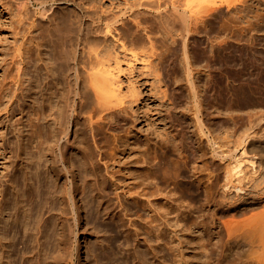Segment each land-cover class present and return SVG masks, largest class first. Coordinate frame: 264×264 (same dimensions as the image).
Listing matches in <instances>:
<instances>
[{
    "label": "rangeland",
    "instance_id": "obj_1",
    "mask_svg": "<svg viewBox=\"0 0 264 264\" xmlns=\"http://www.w3.org/2000/svg\"><path fill=\"white\" fill-rule=\"evenodd\" d=\"M228 1L238 3L236 5L238 11H235L237 10L235 6L233 7L234 10L232 14L224 12V17L222 14L219 15L220 18L218 17L214 19V22L210 23V25L214 24L213 26H215V30L219 26V24L221 25L225 22L228 26L237 25L240 27H247V25L254 24L253 26L264 27V0ZM240 1H243L244 3H241ZM142 2L143 0H49L48 2H46L47 4H44L40 0H0V160H2L0 161V165L4 162V164L0 166V171L5 170V168L3 169L2 166L5 167V164L9 163V160L6 162L5 160H7V156L9 157L11 155L13 160L12 164L15 163L16 167H18L17 171L14 167H12L14 170L12 168L10 170L16 172L18 178L22 180V183L23 179L25 178L24 176L30 178L31 186H29V188L31 187L30 189L33 190L32 192H34V194L38 198L37 200L35 198V201H33V203L27 201V199L22 196V190L18 191L19 193L17 197H15L16 195H14L13 193V188H11L13 187L11 186V181H7L6 189L10 194L6 196L7 198L4 199L3 204L5 203L4 206L6 205V211L8 210L7 213L11 211L12 212L8 213L7 215L6 212L4 213V215H6L9 219L6 218V216L2 215L5 218V221L4 218H1L0 216V221L2 222V224L6 223L7 221V224L5 225H2L0 222V232L2 231L1 233L3 234L1 235L0 233V235L2 236L1 238H3V236H6V234L8 233L6 237L9 236V239L3 240V242H9L10 239L15 237V240L20 243L18 244V247H20L21 250H26V253L28 252V250H30L31 252L29 251L28 255L25 252L22 253H25L27 255L25 256V258H31L30 260H36L37 258L38 261L40 260V258H43V260L41 259L42 263L41 261L38 262L37 260L36 263L33 260V262L36 264H43L44 260L46 261V264H140L139 258L142 252H140L141 250L139 249L142 248V246L138 248L137 245H135L137 242H134L135 235L131 231H134V228L129 231L126 227L128 225H126L125 228L121 224V218L123 217L120 215L119 217L116 216L117 214L114 208V203L116 201L115 195H117V192H120V196H122V198L124 199V205H127L128 201L124 198L126 192L123 190H130L131 192H135V190H137L139 186H141L139 188L144 187L140 185V180L143 179V177H146L147 173L148 175H152L151 173L153 169L151 168L155 163L153 161H155V159L157 160L158 157V159L161 160L162 164V176L159 177V179L161 178L160 180L156 179V181H154L155 187L153 185L154 178H152V176V180L149 181L152 184L151 186H153L154 189H156V187L158 189L159 186L161 188L168 187V190H164L165 188H162L164 192L162 189L160 190L161 194L163 192L164 195H161L159 193V198L163 196L166 197L162 198L164 201L167 200V198H170V195L168 193H172V198L176 197V199H183L186 193H183V195H181L182 192L177 191V187L182 183L184 184V186H187L185 184L194 186V183H192L194 179L191 176L192 174L189 166L186 164H181V167L179 164L181 160L183 162L186 161L184 160L185 157H187L184 156L186 153H182L181 148L176 150L175 147V151L173 152L170 149L171 146L179 142L181 139L186 146H189L188 150H190V147L193 143L195 145L199 144L203 135L198 131V115H200L201 120L206 126L211 124V122L215 123L217 120L220 124L221 121L222 126L221 124L218 125V129L223 133L224 125L226 127L229 125L233 126L234 123H248L247 121H250L249 119L252 120L256 118L261 112L264 111V52L263 54L260 52V50H263L264 47L263 31H260L257 36L262 42L258 40L257 42H249L246 45L234 43L227 46L225 45V47H217L220 45L215 44V42L208 41L207 39L206 40L209 43H206V40H204L203 38L205 37L203 34H201L202 36L200 34H195L193 35L194 38L190 39H180L184 26L182 24L183 22L180 21V19L177 17L178 21H175V23L173 24V36L177 40L174 44L172 42L173 37L169 35L170 29L164 27L161 22H156V18L154 16L152 17L151 14H149L147 17H145V15L144 19L146 18V20L148 21L147 24L150 23L149 25H151L154 30V49L160 53L164 52V54L161 53L162 58L160 59L155 56H146L142 51V47L149 44L147 38H145L147 44L145 43L146 41L144 40V38H140V40L142 41L143 39L144 42H137L139 43L138 45L132 44V41H129L130 43L128 41H118V39L116 40V38H114L113 36L108 35L106 37L98 38L99 40L97 39L98 41H101L102 49L100 48L101 44L98 41H95L96 39L94 38V41L97 42V44H93L100 45L98 47L94 45L95 48H99L98 50H100L101 53L107 51L104 52L107 58H103V60L106 59L104 61H107V63H104L109 64V66L106 65V67L113 70V73L117 77L120 84L121 94L119 95V97H116L117 100H114L116 113L112 118L117 127L106 125L100 131L99 145L102 147V150L104 152L106 151L108 153V157L105 158V160L103 159L102 161H100L102 163L99 164L96 161L98 155L97 152H99V150L94 144L90 134L88 114L85 113V111H82L78 114V116L73 117L70 125V143L68 145L67 157L69 160V167L72 168L71 171L76 175V177L74 178L75 182L78 183L80 189L78 193L79 196L77 195V204H80L78 205V210H81L78 211V214L82 215H80L79 217L78 214H75L76 216L71 214V216L68 215L70 213L68 209L70 210V208L67 207L66 209L61 206L64 205V207H66L65 203L67 202V206L71 207V202L69 201V199H66V195H64V197L66 198L62 196L65 193V186L62 182L63 178L57 176V174H55L51 169L52 167H54V164L50 163V159L52 158L51 152L49 151L47 153V156H45L46 158L43 157L45 159V163H42L44 166L42 164L41 166H39V164H35L38 159L36 158L38 153L37 151H34L36 149L34 146L37 145V140L36 138L32 137V134L36 133L37 127L41 128L43 130V133H46V131L48 132L49 129L51 130L55 126H58L56 113L55 110H53L54 107H52L53 109L51 108V102L55 105V98H57V95H53V92L56 91V88L57 92H59V88H62L66 78V74L61 72L62 69H54V65L49 71L45 66V60H47V62H50L49 57L53 53V46L57 45L58 43L69 41L67 42V45L69 44L68 47H71L69 48V50L71 51L74 46L70 44V38L67 37L69 40L66 39L67 33L69 32V34L74 35L76 29L78 33V31L86 26V24L89 25V21H92V14L93 17L96 14L98 15V13L108 15V10H110L111 12L113 11V13L118 12L120 14L122 12L129 11L132 7L135 6H138V8H140L139 6H141L140 4ZM91 5L92 7H90ZM88 6L89 8L86 9V7ZM102 6L105 9H103ZM238 6L242 9L239 10L240 8ZM93 8L94 10L96 8L97 13L95 11L94 13L92 12ZM97 9H99L100 12H98ZM102 10L104 11V13ZM111 12L109 15H112ZM87 13L90 16H87ZM128 25H130V28L131 26H133L131 25V23H128L125 27L127 28ZM217 30L219 32L220 29L218 28ZM71 31L74 32L72 33ZM77 33H75V35ZM214 33V37L216 35L215 38L219 36L218 34H221ZM245 35L247 36L248 34ZM246 36L245 38L248 37ZM37 37L39 38V41L41 43L40 60L37 64L39 67V72L36 71L33 60L35 52L34 46L37 43ZM64 37L66 40L64 39ZM90 40H92V38ZM72 51H74V49H72ZM141 52H143V54ZM102 56L105 57L104 54ZM184 56H189L190 59L194 62V69L196 71L193 75L194 83L190 82L189 76L187 75L183 61V59H185ZM164 70L167 73L164 72ZM165 75L169 80V88L165 85L164 82ZM49 114H51V116H48ZM117 114L120 115V119L116 116ZM53 119H56V122ZM228 119L231 124L228 122ZM220 127L223 129H221ZM109 128H111V130H109ZM29 138L33 140L32 144L34 146H30L28 144ZM20 142L22 143L23 149L27 147L26 145H28L30 146V148L28 147L29 150L27 148L28 151H30L31 149L35 154L37 153L36 155H34L35 160H32L29 165H27L26 159H28V154H26L25 149L22 157H19L18 155V153L20 152ZM172 142H174V144H172ZM168 147L170 148L168 149ZM5 152L8 155H6ZM110 154L114 156L112 157ZM147 156H150L151 158H149L153 160L151 161L147 158ZM15 159H17L16 162ZM44 159L42 160L43 162ZM147 159L151 162L149 161V163H146L148 162ZM38 161L41 163L40 160ZM103 161L104 163L106 161L105 165ZM33 163L35 165H33ZM45 164H47L48 167ZM107 164V167L110 166L108 171H111L109 175H106L107 170L105 166ZM36 165L37 168L40 167L42 170L44 169L43 171L41 169H38L39 174L36 173ZM149 165L152 167L150 168ZM28 166L30 169L28 168ZM183 166L186 170L182 169ZM178 168L180 169L178 170ZM21 169L23 170L21 171ZM32 169L36 175L33 171L30 172V170ZM92 169L93 173L91 172ZM146 169L150 171H147ZM18 170H20V173L18 172ZM40 170L41 172H43L42 174ZM142 170L145 171L143 172ZM5 171L7 172V170ZM11 171V175L8 176L9 180H13L15 175V172L12 171L13 173H11ZM44 171L47 175L44 173ZM180 171L182 174H179ZM43 174L44 176L46 175V177H43ZM111 174H114L115 179L117 180L116 184L118 183V185L112 183V179L110 177ZM41 176L43 177V179ZM49 176H52L53 178H50ZM178 176L179 178L177 179ZM103 177H106V181H104L105 179ZM35 178H37L38 182ZM40 180L42 181L41 183H39ZM157 180L159 182H157ZM178 180L181 181H179V184ZM102 181L106 183V185L103 184ZM144 181L146 182L148 180ZM52 182L53 187H56L57 189L52 188ZM100 182L104 186L101 185ZM155 182H157V185L159 186H157ZM9 183L10 186H8ZM54 183L57 186H55ZM56 183H59L60 186ZM23 184L22 186H24ZM42 184L44 185V187H42L41 189L38 186H41ZM47 184L50 186L48 187ZM61 186L62 188L64 186V191ZM172 186L176 188V190L175 188L173 189L175 191H172L170 189V187L173 188ZM33 187L34 189H32ZM44 188H47V190H44ZM40 189L43 192L46 191L44 192V195H48L40 197L37 196V193H39ZM48 190H54V192L57 193L52 194L51 192L53 191L49 193ZM60 190L62 191V193L60 192ZM170 190L171 192H168ZM59 192L61 193V195ZM58 193L59 195H57ZM121 193H123V195ZM127 194L128 195L126 196H130V193ZM132 195L133 197H137V194ZM51 196H57L58 200L61 199L62 201L59 200V203L57 197L52 198ZM186 196L188 197H184V200L186 198L185 204L187 203V198H189L190 201L188 203H191L193 196H191L190 194H186ZM11 197L13 199H10ZM42 197H44L45 199H48L46 197L50 198L48 200H45ZM81 197L84 200H82ZM39 199L40 202H42L41 204L44 203L43 205L39 204ZM52 199L53 201L56 199V204L55 201H52ZM23 200L27 203L25 204ZM19 201H23L25 205L23 204V202ZM34 202L35 205L37 204V202L39 205L35 206ZM132 202L133 201H129V203H131L130 205L133 204L132 206H130L131 208H133L134 206V203ZM45 203L49 204V208L46 207ZM50 203H53L55 205H51ZM29 204H32V206ZM56 205L58 207H55ZM11 206L16 207L13 210ZM17 206L20 208H18ZM25 206L27 208V211H25ZM7 207L11 208L8 209ZM32 207H34V212L31 211ZM130 207L129 205L126 206L127 209H130L128 211L134 210V214L126 210L128 212V217L132 216V219L134 217V219H138L139 217L137 216L141 214V211H137L135 206L134 208L136 210L134 208L131 210ZM56 209H58V211ZM93 209H96L95 211L98 210L99 212L97 211L96 213ZM43 210H45V213H41ZM46 211H49V213ZM66 211H68V214H65L67 213ZM54 212L56 213L57 218H55L56 215ZM28 213L29 215H27ZM40 213L41 215L43 214V216H41ZM90 213H93V215ZM17 214L20 215L17 216ZM50 214H52V217ZM96 215L98 216V218L96 217ZM40 216L42 219H39ZM69 216L72 217V220ZM13 217L15 218L14 223L12 222L14 220ZM29 217L33 218L29 219ZM73 217L75 218L73 219ZM46 218L50 220L47 221ZM53 218H55V222L53 221ZM76 218L80 219L79 223V219L75 220ZM31 219H33L32 226H30V223L32 221ZM38 219L40 222L38 221ZM38 222L40 223V225ZM11 223L14 224V229L12 228L14 226ZM68 223H71V225L75 226V228L73 226V231L78 232L75 233V240H71V235H74V232L70 231L69 233V231H67L70 228ZM8 224H11V228H9V231ZM53 225L54 227L57 226L55 227L57 229H55ZM4 226L7 231L4 230ZM36 226L38 227V229ZM26 227L29 230H26ZM16 228L17 231L19 230V233L14 232ZM10 229L12 230V232H10ZM40 229L42 230V232L39 231ZM53 229L59 231V236H56V231H52ZM37 230L42 233L40 234L42 236L37 233ZM65 230L67 232H65ZM3 231L6 232L4 233ZM63 231L65 233H63ZM13 232L14 234H12ZM33 232L35 235L37 234L38 236H40V238L37 237V235L35 236ZM130 232H132V234H130L129 236ZM9 234H11L12 236ZM66 234L68 235L66 236ZM45 235H50L51 238L50 236L45 237ZM141 235L140 242L142 243L143 235ZM33 236L37 237L36 240ZM32 237L34 240H32ZM41 237L43 239L45 238V240L42 241ZM26 238L28 239L25 240ZM30 238L32 241L30 240ZM54 239L57 240L53 241ZM132 239L134 241H132ZM41 241L43 243L45 242V244H42ZM37 242H39V244L41 242V244L39 245L37 244ZM68 242L70 243V245H68ZM46 243L52 245L50 246L51 248L48 247L49 244L47 246ZM32 244L34 248L31 246ZM28 245L31 247V249H29L30 247H28ZM41 245H44L43 248L45 249H47L48 247L49 250L43 249ZM23 246H26L25 248L28 249L23 248ZM144 248L145 247L143 246L142 249L144 250ZM35 249L39 251L37 252ZM21 250L20 252H22ZM34 250L36 252H34ZM41 251H50L52 253L49 252L48 254L47 252ZM69 251L71 253H74H72L71 255L70 253H68ZM136 251L138 253H136ZM41 253L42 255H40ZM22 254L19 255V259L21 258V256H23ZM136 254H139V256H137ZM34 255H36V257ZM6 256L5 260L7 258V262L8 255L6 254ZM136 256L138 257V260H136ZM21 260H23V257L19 261ZM30 260L27 261L28 263H26L31 264L32 261Z\"/></svg>",
    "mask_w": 264,
    "mask_h": 264
},
{
    "label": "bare ground",
    "instance_id": "obj_2",
    "mask_svg": "<svg viewBox=\"0 0 264 264\" xmlns=\"http://www.w3.org/2000/svg\"><path fill=\"white\" fill-rule=\"evenodd\" d=\"M40 1H42L45 4L49 0H40ZM53 1H55V0H53ZM240 2L244 3L243 1H240ZM237 4L238 3H234V2H231L228 0H143V2L140 4L141 6H139L140 8H138V6L137 7L135 6L136 8L135 7L131 8V6H130L131 9L128 8V9H130L129 11H127L128 10L127 9L126 10L127 12H122L124 14H122V13L119 14L118 12L113 13V11L111 12L110 10H108L109 14L111 12L112 15H109L108 13H107L108 15L98 13V15L96 14L93 17V14H92V16H91L92 21H89V23H88L89 25L86 24V26L81 28L79 30L80 32L78 31V33H77V29L75 30L73 28L76 31L75 33H77V34L75 35V33H74V35H75L74 36L73 34H69V32H68L66 39L70 38V41H71L70 44L75 47V48L74 47L72 48V49H74V51H72V49H71L72 52L69 50V48H71L70 46L68 47L69 44L67 45V42H69V41H67V42L61 41L62 43H58L57 45L53 46V50H52L53 53L51 52L52 54L50 55V57L48 56L50 59V62H47V60H45V62H46L45 66L50 71L51 67H53V65H54V69H62L61 72L66 74L65 83L63 84L62 88L58 87L60 93L57 92V88H56V91L53 92V95H57V98H55L56 103L54 102L55 105L51 102V104H52L51 108L54 107V109L53 108L52 109L55 110V113H56V119H57L58 126H55L51 130L47 129L48 132L47 131H46V133L44 132L45 134L43 133V130L41 128L37 127L36 133L32 134V137L36 138V140H37V142H36L37 145L34 146L32 144L33 140L30 138H29V142L28 141L27 142L30 146L33 145L36 148L34 151H37L38 154L36 153L37 154L36 158H38V159H37L35 164H39V166H41L42 163L43 164L45 163V159L43 157L47 156V153L49 151L51 152L52 158L50 159L51 160L50 163L54 164V167H52L51 169L53 170V172L55 174H57V176H60L61 178H63L62 182L65 186V191H64V186H63V188L61 186V188L63 189V191L65 193L62 196L64 197V195H66L67 198L66 197H64V198H66L67 200L69 199V201L71 202V207L67 206V202L65 203L66 207H64V205L61 206V207L66 208V209H67V207L70 208V210L68 209V211L70 213L68 214V211H66L67 213H65V214L75 215V214H78V211L80 210V209L78 210V208H79L78 205H80V204H77V195H78L80 189H79L78 183L75 182L74 178L76 177V175L74 172L71 171L72 168L69 167V160L67 157L68 156V145L70 143V138H69L70 125H71L73 117L78 116V114L82 111H85V113L88 114L90 134H91V137H92L94 144L96 145V147L99 150V152H97L99 155V158L97 155V160H96L99 164L102 163L100 161H102L103 159L105 160V158L108 157V153L106 151L104 152L102 150V147L99 145L100 131L106 125L112 126V127H117L115 122H113L112 118H113V115L116 113L115 112L116 106L114 105V100L116 99V97H119V95L121 94L120 84H119L117 77L113 73V70L106 67V65L109 66V64H105V63H107V61H104L106 59L103 60V58H107L106 54L104 53L107 51L102 52L105 55V57L102 56L103 54L101 53L100 50H98L99 48L97 49L94 46L97 44V42H95V41H98L99 40L98 38H100V37L102 38V37H106L108 35H111L114 38H116V40L118 39V41H122V42L123 41H128V42L132 41L133 42V43L131 42L132 44H138L139 45V43H137V42L141 43L143 41V39L141 41L140 38H144V40H145V38H147L149 46L145 45L146 47L148 46L147 48L145 46H144L145 48L142 47V51L144 52V54L146 56H150V57L155 56V57H158L160 59V58H162L161 55L164 54V52H161L162 53L161 54L160 52H157L154 49V47H155L154 46L155 45L154 44L155 39L153 37L154 30H153V27L151 25H149L150 23L147 24L148 21L146 20V18L144 19L145 15H146L145 17H147L149 14H151L152 17L154 16L156 18V22L157 21L161 22L164 27H167V29H170L169 35H171V37H173L172 42L174 44L176 43L177 40L173 36V24L175 23V21L176 22L178 21V18L180 19V21L183 22L182 24L184 26L180 39H190V38H194L193 35H195V34H200V35L203 34L205 36V37H203L204 40L207 39L208 41L215 42V44L220 45L217 47H221V46L225 47V45L227 46V45L234 44V43L246 45L249 42H254V41L257 42L258 40L260 42H262L260 40V38H258L257 36H258V33H260V31L264 32L263 26L257 27V26H253L254 24L247 25V27H245V26L240 27L237 25L236 26H232V25L228 26L225 22L221 25L219 24V26L215 30V26H213L214 24L210 25V23L214 22L213 21L214 19H216L218 17L220 18L219 15L223 14V17H224L225 16L224 12L228 13V14H232V12L234 10L233 7H235ZM90 7H92V5ZM87 8H89V6L86 7V9ZM236 8H237V6H236ZM243 8H244V5H243ZM103 9H105V8L103 7ZM241 9L242 8H240L239 10H241ZM47 10H48V8H47ZM97 10H98V12H100L99 9H97ZM94 11L96 12V8H95V10L93 8L92 12L94 13ZM235 11H238V8ZM103 13H104V11H103ZM86 15H84V16H86ZM87 16H90V15L88 14ZM91 17H90V19H91ZM87 18H89V17H87ZM175 18H177V19H175ZM128 23H131V25H133V26H131V28H130V25H128L129 28L127 27L128 28L127 29L125 26ZM132 27H133V30H132ZM151 27H152V29H151ZM218 28L220 29L219 32L217 30ZM214 32L217 34L221 33L224 35L218 34L219 36H217V38H215L216 35L214 37V35H213ZM245 34H248L247 35L248 37ZM143 36H145V37H143ZM245 36L247 38H245ZM91 38H92V40H90ZM94 38L96 39L95 41H94ZM64 39H65V37H64ZM207 40L205 42L209 43V42H207ZM36 41H37V43L34 46L35 52H34L33 60H34V65H35L36 71L39 72V70H38L39 67L37 64H38V61L40 60L41 43H40L38 37L36 38ZM91 41H94V42H91ZM98 42L101 44V41H98ZM181 42H182V40H181ZM93 43H96V44H93ZM145 43L147 44V41ZM143 45H144V43H143ZM98 46H100V45H96V47H98ZM101 47H102V44H101L100 48ZM140 47H141V45H140ZM143 48H144V50H143ZM263 50H264V47H263ZM263 50H260V52L262 54L264 52ZM185 51H187V50H185ZM143 52H141V53L143 54ZM189 56H187V57L184 56L185 59H183V61H184L185 69H186L187 75L189 76L190 82L194 83V81H193L194 76L193 75L195 74L194 72H196V71L194 69V62L190 59ZM164 72H166V71L164 70ZM164 82H165V85L169 88V80H168L166 75L164 76ZM50 100H51V98H50ZM48 116H51V114H49ZM116 116L119 119L121 118L119 114H117ZM37 119H38V117H37ZM249 120L250 121H247L248 123H241V122L240 123H234V124L232 123L233 126L229 125V126L225 127V125L223 124L224 125L223 128H224L225 132L223 131V133H222V131H220L218 129L219 128L218 125L221 124V126H222L221 121H220V124H219L218 120H217L218 122L215 120L216 121V122L214 121L215 123H212L210 121L211 124L206 126L204 124V122L201 120L200 115H198V127H199L198 131L203 135L201 141L200 142L198 141L199 144L197 143L198 145H195L193 143L190 147V150H188L189 146H186L185 143H183L182 139L179 142H177L176 144H174V142H172V144H174L173 146H171V149H170L172 152L175 151V147H176V150L181 148L182 153L183 152L186 153L184 156H187L184 159L186 161L183 162L181 160V162H183V163L180 162L179 164H180V166H181V164H184V165L186 164L189 166V169H190L191 174H192L191 176L194 179L192 182V183H194V186L189 185V184H185L187 186H184V184L182 183L183 185L180 184L177 187V191L182 192V194L179 192L181 195H183V193H186L188 195L190 194L191 196H193L191 203H188L190 201H189V198H187L188 199L187 203H186L187 205L185 204L186 198L184 200V197H188V196H186V194L184 195L183 199H181V200H180V198L176 199V197L172 198L173 197L172 193L170 194L168 192H171V190L172 191L176 190V188L173 186H172L173 188L170 187L171 190L167 192L170 195L169 196L170 198H167V200H165V201L162 199L165 196L159 198V196L161 194L160 190L162 188H165V187L161 188L159 185H157V182H159L157 180V182H155V183L159 187H158V189H157V187H156V189H154L153 186H151L152 185L151 182H149L152 180V178H154V180H153V185H154V181H156V179H159V177L162 176V174H161L162 164H161V160L158 159V157H157V160L155 159V161H153V162H155L153 167L149 165L150 168L152 167L151 169H153V171L151 173L152 175H148V173H147L146 177L142 176L143 179L145 178L144 180H148V181L145 182L143 179L140 180L142 183V184L140 183V185H142L144 187L139 188L141 186H139V187L137 186L138 189H140V190L137 189V190H135V192L134 191L131 192L130 190L129 191L123 190L126 192V194L124 195L125 196L124 198L127 199V201H128L127 205H129V207L132 206L133 204L130 205L131 203H129V201L130 202L133 201L132 203H134V206L137 209V211H141V214L139 216H137V217H139L138 219L137 218L134 219L135 217L132 219V216L128 217V212H130V213L134 212V210H132L134 208V206H133V208L130 207L132 211H128L130 209H127L128 207L126 208L127 205L126 204H125L126 206L124 205V199L122 198V196H120V194H119L120 192H117V195H115L117 202L115 201V203H114V205H115L114 208H115V211L117 214L116 216L119 217V215H120L123 217V218L120 217L121 222H122L121 224L123 227L128 225L126 227L128 228L129 231L134 228V231L133 230H131V231L135 235V241L132 239V241H134L135 243L137 242L135 245H137L138 248L140 246H142V248H143V246L145 247L144 250L142 248L139 249V250H141L140 252H142L141 256L139 258L140 264H264V111L261 112L256 118H254L252 120L249 119ZM228 122H229V119H228ZM244 122H246V121H244ZM46 123H48V122H46ZM229 123H227V124H229ZM223 128H221V129H223ZM109 130H111V128H109ZM218 131H220V132H218ZM19 145H20L19 146L20 152L18 153V155H19V157L20 156L22 157V154H23L24 149H25L26 154H28V157H27L28 159H26V161H27V165H29L32 160H35L34 155H36V154L31 149H30V151H28L30 146L26 145L27 147H25L23 149L21 142ZM34 147H33V149H34ZM27 148H28V150H27ZM169 148L170 147H168V149ZM180 153H181V151H180ZM6 155H8V154L6 153ZM110 155L112 157L114 156L112 154H110ZM149 157L150 156H147L148 159L151 158V157L150 158ZM43 159H44V162L42 161ZM148 159H147L148 162H146V163H149V161L151 160V159L150 160H148ZM180 159H182V158H180ZM8 160H9V163L5 164V167L2 166V168L3 169L5 168V170H7V172L5 170L0 171V216H1V218L3 217L2 215H4L5 212H6V215L8 213L12 212L10 210L11 212L7 213L8 210L6 211V205L4 206L5 203L3 204L4 199L7 198L6 196L8 194H10L9 191H7V189H6V182L7 181H9V182L11 181V186H13L11 188H13V193H14V195H16L15 197H17V195H18V193H19L18 191L22 190L21 191V193H23L22 196L25 197V199H27V201H30L33 203V201H35V198H36V200L38 199L36 197V195L34 194V192H32L33 190L30 189L31 187L29 188V186H31L30 178H28L27 176H24L25 178L23 179V183H24L23 184L22 180L20 178H18V175L16 174V172L13 171L14 169L12 167H14L17 171L18 166L16 167L15 163L12 164L13 160H12L11 155L9 157L7 156V160H5V162ZM16 160L17 159H15V162H16ZM38 160H40L41 163ZM0 161H2V160H0ZM145 161H146V159H145ZM24 162H23V164H24ZM20 163H21V161H20ZM103 163H104V161H103ZM105 163H106V161H105ZM105 163H104V165H105ZM3 164H4V162H3ZM3 164L1 163V165H3ZM35 164L33 163V165H35ZM47 164H49V163H47ZM47 164H45V165H47ZM107 166H108V164L105 166V168L107 170L106 175L107 174L109 175V173H111V171H108L110 166L109 167H107ZM47 167H48V165H47ZM72 167H73V165H72ZM11 168L13 169L12 171L15 172L13 180H11V179L9 180V178H8V176L11 175L10 174ZM22 168H23V166H22ZM28 168H29V166H28ZM35 168L37 169L36 173L39 174L38 169H41V168L40 167L37 168V165ZM19 169H20V167H19ZM179 169L180 168H178V170ZM182 169H185L184 166ZM22 170L23 169H21V171ZM24 170H26V169H24ZM41 170H40V172H41ZM146 170L150 171L148 169H146ZM12 171H11V173H13ZM19 171L20 170H18V172ZM32 171H33V169L30 170V172H32ZM3 172L4 173L6 172V173L4 174ZM91 172L93 173V169ZM42 173L43 172H41V174ZM44 173H45V171H44ZM180 173H181V171L179 172V174ZM34 174H35V172H34ZM51 174H53V173H51ZM46 175L44 176V174H43V177H46ZM143 175H145V174H143ZM176 175H177V173H176ZM179 176H181V175H179ZM179 176L177 177V179L179 178ZM5 177H7L8 179ZM31 177H32V175H31ZM43 177H42V179H43ZM49 177L51 178L52 176H49ZM110 177L112 179V183L115 185H118V183L116 184L117 180L115 179L114 174H111ZM103 178L105 179L106 177H103ZM149 178H151V179H149ZM35 179L37 181V178H35ZM142 180H143V182H142ZM104 181H106V179ZM179 181L180 180H178V184H179ZM34 182H35V180H34ZM41 182L42 181L40 180L39 183H41ZM43 182H44V180H43ZM53 182H52L51 186L54 189L56 187H53ZM21 183L24 186H22ZM36 183H34V184H36ZM34 184H32V185H34ZM56 184H59V183H56ZM103 184L106 185V183H104V182H103ZM103 184L101 183V185H103ZM175 184H177V183H175ZM54 185H55V183H54ZM8 186H10V183ZM34 186H36V185H34ZM49 186L50 185H48V187ZM55 186H57V185H55ZM59 186H60V184H59ZM38 187H40L42 189V187H44V185L42 184L41 186H38ZM154 187H155V185H154ZM174 188H175V190H173ZM32 189H34V187ZM41 189L39 190V193H37L38 194L37 196H39V197L40 196H47L48 191H49V193L51 191H53V192H51L52 194L55 193L54 190H48L46 193L47 195H44V192H46V191L43 192ZM44 190H47V188L46 189L44 188ZM102 190H100V191H102ZM164 190H168V187L165 188ZM164 190H163V192H164ZM200 190H202V191H200ZM11 191H12V189H11ZM177 191H176V193H177ZM60 192L62 193L61 190H60ZM99 192H98V194H99ZM163 192H162V194H163ZM21 193H20V195H21ZM59 193L57 195H59ZM61 193H60V195H61ZM127 193H130V196H126V195H128ZM176 193H173V194H176ZM121 194L123 195V193H121ZM132 194H135V195L137 194V197H133ZM165 194H166V191H165ZM20 195H19V197H20ZM12 197L10 199H13ZM54 197H57V196H54ZM54 197H52V198H54ZM142 197H144V198H142ZM42 198H44V197H42ZM42 198H40V199H42ZM46 198L49 199L50 197H46ZM40 199H39V202H40ZM48 199H45V200H48ZM81 199H82V197H81ZM57 200H58V197H57ZM59 200H61V199H59ZM82 200H84V199H82ZM23 201H19V202H23ZM52 201H53V199H52ZM54 201L56 204V199ZM24 202H23V204H24ZM125 202H126V200H125ZM26 203L27 202H25V204ZM41 203L42 202H40L39 204H41ZM59 203H60V201H59ZM17 204H19V203H17ZM39 204L37 202L36 205H39ZM43 204H41V205H43ZM55 204L52 203L51 205H55ZM29 205L32 206V204H29ZM34 205H35V202H34ZM45 205H46V207L49 208V206H48L49 204L45 203ZM15 207L16 206L12 207L13 210L15 209ZM55 207H58V206L56 205ZM10 208H8V209H10ZM18 208H20V207H18ZM25 208H26V206H25ZM32 208H33V210H32ZM32 208H31V211L34 212V207H32ZM48 208H47V210H48ZM38 209H40V208H38ZM45 210H43L41 213H43V212L45 213ZM56 210L58 211V209H56ZM124 210H125V212H124ZM25 211H27V208ZM28 211H29V209H28ZM88 211H90V210H88ZM97 211H95V212L97 213ZM46 212L49 213V211H46ZM95 212H93V213H95ZM41 213H40V215H41ZM79 213H81V212H79ZM93 213H90V214L93 215ZM137 213H139V212H137ZM6 215H4V216H6ZM15 215H16V212H15ZM19 215L17 214V216H19ZM27 215H29V213ZM38 215H39V211H38ZM50 215L52 217V214H50ZM55 215H56V213H55ZM80 215H82V214H80ZM80 215L78 214V217ZM17 216H14V217H17ZM41 216H43V214ZM41 216L39 217V219H42ZM53 217H54V214H53ZM96 217L98 218L97 215H96ZM6 218H8V217L6 216ZM30 218H33V217H29V219ZM55 218H57V215L55 216ZM55 218H53V221L55 220ZM70 218L72 220V217H70ZM74 218L75 217H73V219ZM39 219H38V221H39ZM46 219H45V222H46ZM78 219L79 218H76L75 220H78ZM18 220H19V218H18ZM31 220H32L31 223L29 220V223L31 224L30 226L33 225V219H31ZM49 220L47 219V221H49ZM118 220H119V218H118ZM4 221H5V218H4ZM10 221H11V219H10ZM14 221H15V218L12 222L14 223ZM68 222H70V221H68ZM79 222H80V219H79L78 223ZM127 222H128V224H127ZM13 223H11V224H13ZM71 223H68L69 227H70L69 229H71V230L68 229L67 231H69V233H70V231L74 232L75 236L71 233L72 234L71 240H73L74 238H76L75 233L77 231L76 232L73 231L74 225H71ZM73 223H74V221H73ZM1 224H2V222H1ZM5 224H7V221H6V223H4L2 225H5ZM11 224H8V226H9L8 231H9V228H11V226H10ZM39 225H40V223H39ZM13 226H14V224H13ZM53 227H54V225H53ZM55 227H57V226H55ZM6 228H7V226H6ZM12 228L14 229L15 226ZM58 228H59V226H58ZM74 228H75V226H74ZM25 229L29 230V229H27V227ZM37 229H38V227H37ZM41 229L39 231L42 232ZM55 229H57V228H55ZM4 230L7 231V229H5V226H4ZM18 231L16 228V230L14 232L19 233ZM39 231L37 233H39V235L42 234ZM52 231H56V230L53 229ZM67 231L65 230V232H67ZM10 232H12V230ZM14 232L12 234H14ZM65 232L63 231V233H65ZM132 232L129 233V236H130V234H132ZM58 233H59V231H56V236H59ZM29 234H30V232H29ZM33 234H34V232H33ZM1 235H3V234L1 233ZM1 235H0V264H5V263H7V264H27L28 263L27 261H29L31 258L30 259L25 258V256L28 255V252L30 250H28L27 253L25 252L26 250L25 251H23L24 249L21 250L20 247H18V244H20V243H18L15 240V237L10 239L9 242H5V241L3 242V240L9 239V236L6 237L8 235V233H7L6 236H3V238H1L2 237ZM9 235H11V234H9ZM63 235H65V234H63ZM67 235L68 234H66V236ZM140 235L142 236V239H143L142 243L140 242ZM35 236H33V237H35ZM40 236H42V235H40ZM40 236L37 235V237H39V238H40ZM46 236L47 235H45V237ZM49 236H47V237H49ZM24 237H25V234H24ZM33 237H32V240H34ZM37 237H35V240ZM50 238H51V236H50ZM50 238H49V241H50ZM27 239L28 238H26L25 240H27ZM30 240H31V238H30ZM43 240H45V238L44 239L42 238V241ZM55 240H57V239H54L53 241H55ZM62 240H63V237H62ZM41 242H40V244H41ZM97 242H99V241H97ZM34 243H36V242H34ZM37 244H39V242H37ZM42 244H45V242L44 243L42 242ZM48 244L46 243L47 246H48ZM50 244H51V241H50ZM50 244L48 247L52 246ZM68 245H70L69 242H68ZM26 246H23V248H25ZM31 246L33 247V244ZM43 246L41 245L42 248H43ZM59 246H62V245H59ZM28 247H30V246L28 245ZM38 247H40V246H38ZM48 247H47V249H48ZM74 247H75V245H74ZM35 248H37V247H35ZM138 248H136V249H138ZM25 249H28V248H25ZM29 249H31V247ZM43 249H45V248H43ZM47 249H45V250H47ZM20 250L22 252H20ZM35 250L37 251V249H35ZM35 250H34V252H36ZM23 252H25L27 255L25 253L22 254ZM41 252H47V251H41ZM49 252H47V253L49 254ZM52 252H50V253H52ZM68 253H70L72 255V253H74V252L71 253L69 251ZM136 253H138V252L136 251ZM6 254L8 255V261L7 262H6L7 258L5 260ZM20 254L23 255V256H21V258L23 257V260H21V261H19L21 259V258L19 259ZM36 254H38V253H36ZM29 255H30V253H29ZM40 255H42V253ZM34 256L36 257V255H34ZM46 256H47V254H46ZM94 256H96V255H94ZM137 256H139V254ZM133 258H135V257H133ZM27 259H29V260H27ZM41 259L43 260V258H40L39 261H41V263H42ZM33 260H30V261H32L33 264H36L37 258H36V260H34L36 263H34ZM70 260H72V259H70ZM136 260H138V257L136 258ZM43 262L45 263L46 261L44 260ZM29 263H31V262H29ZM74 263H75V261H74Z\"/></svg>",
    "mask_w": 264,
    "mask_h": 264
}]
</instances>
